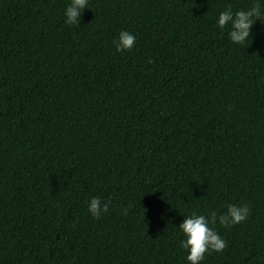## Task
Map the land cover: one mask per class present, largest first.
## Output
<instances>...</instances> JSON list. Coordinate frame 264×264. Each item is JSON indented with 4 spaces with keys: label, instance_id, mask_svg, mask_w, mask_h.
Masks as SVG:
<instances>
[{
    "label": "trees",
    "instance_id": "trees-1",
    "mask_svg": "<svg viewBox=\"0 0 264 264\" xmlns=\"http://www.w3.org/2000/svg\"><path fill=\"white\" fill-rule=\"evenodd\" d=\"M251 2L88 0L69 26L67 0H0V264H187L176 225L227 203L249 215L200 264H264V26L215 27Z\"/></svg>",
    "mask_w": 264,
    "mask_h": 264
},
{
    "label": "clouds",
    "instance_id": "clouds-1",
    "mask_svg": "<svg viewBox=\"0 0 264 264\" xmlns=\"http://www.w3.org/2000/svg\"><path fill=\"white\" fill-rule=\"evenodd\" d=\"M88 8V0H67L63 9V23L76 26L81 14ZM256 21L264 26V0H252L250 6L233 10L231 6L217 13L215 27L227 29V38L236 45H247L252 41V28ZM136 42V36L127 30H120L112 43L116 52L131 50ZM87 211L93 218H99L109 208L107 201H101L99 196H92L86 202ZM250 208L247 204L227 203L222 210L212 209L207 214L193 210L184 215L176 225L182 234L179 247L185 251L184 260L187 264H200L206 252H221L226 247V241L216 230L215 225L228 228L247 219Z\"/></svg>",
    "mask_w": 264,
    "mask_h": 264
}]
</instances>
